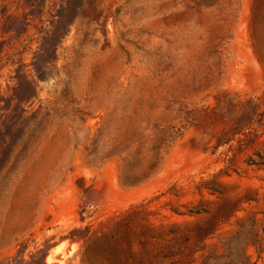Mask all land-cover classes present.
Wrapping results in <instances>:
<instances>
[{
	"label": "rangeland",
	"instance_id": "374dc122",
	"mask_svg": "<svg viewBox=\"0 0 264 264\" xmlns=\"http://www.w3.org/2000/svg\"><path fill=\"white\" fill-rule=\"evenodd\" d=\"M0 264H264V0H0Z\"/></svg>",
	"mask_w": 264,
	"mask_h": 264
}]
</instances>
